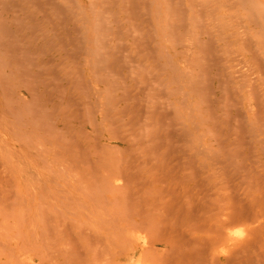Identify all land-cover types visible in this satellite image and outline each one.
Wrapping results in <instances>:
<instances>
[{
  "label": "rangeland",
  "instance_id": "374dc122",
  "mask_svg": "<svg viewBox=\"0 0 264 264\" xmlns=\"http://www.w3.org/2000/svg\"><path fill=\"white\" fill-rule=\"evenodd\" d=\"M12 1L9 3L13 6L19 3ZM25 1L22 4L29 11L27 17L21 3L15 6L16 12L7 3L6 9L13 10L6 12L0 0V18L4 17L0 28L3 34H9L5 37L11 42L4 36L3 41L0 39L4 45L3 49L0 46V71L12 76L14 70L13 77L20 73L19 81L13 78L15 94L24 93L27 107L31 104L30 110L38 109L46 118L42 121V115L28 108L33 114L29 113L30 120V115H38L37 120L48 123L38 128L33 118L36 131L30 121L37 149L43 142L45 148L40 157L36 150L28 149L27 153L29 185L38 181L44 189L41 201L46 204L43 209L47 221L44 219L43 239L48 236L56 240L53 245L54 240H44L47 252L42 264H102L100 253L110 255L104 264H149L145 248L154 264H215L213 259L216 264H264V0ZM30 1L35 4L32 8ZM10 15H14L12 19ZM15 16L20 19L15 20ZM9 17L14 25L6 20ZM7 29H12L11 34ZM21 35V43L14 46ZM3 63L11 64L10 68ZM43 126L49 132L43 133ZM47 168L55 174L48 173ZM83 189H88L86 194ZM212 198L217 199L213 203L215 211L212 204L207 205ZM203 203L210 210L205 207V211ZM199 206L203 207L201 212ZM102 209L111 211L107 214L110 216H97ZM137 210L140 212L134 215ZM213 211L220 213L215 215ZM229 211H237L234 223L229 225L237 242L234 235L230 241L222 234L217 237L219 245L215 240L212 246L210 241V248H206L215 223L232 217ZM195 213L201 217L198 226L202 231L195 226L199 219ZM209 214L215 215L213 220ZM202 215L208 216L206 222ZM109 217L118 219V229L115 223L109 224ZM141 217L142 222L138 221ZM119 223L124 228L120 229ZM135 223L141 224V230ZM149 223H155L156 233L149 229ZM177 228L179 239L173 233ZM126 229L133 231L127 234L125 243L117 235H123ZM147 229L151 230L149 236ZM53 231H57L58 239ZM100 232L105 236L95 239ZM152 234L156 235L154 242ZM161 235L166 241L168 235V241L164 242ZM191 241L203 245L192 247ZM94 246L104 253L100 250L96 255ZM166 250L174 255L170 257ZM143 254L144 262H140Z\"/></svg>",
  "mask_w": 264,
  "mask_h": 264
},
{
  "label": "bare ground",
  "instance_id": "6f19581e",
  "mask_svg": "<svg viewBox=\"0 0 264 264\" xmlns=\"http://www.w3.org/2000/svg\"><path fill=\"white\" fill-rule=\"evenodd\" d=\"M11 1V0H10ZM10 1H5L6 3H4L3 2V0H2V5H3V8H5L6 9V7H14V9H15V6H18V4L19 3H21L22 4V1L21 0H19V3H17V5L15 4V3H13V1H12V4H15V6H13V5H10ZM26 1H28V0H26ZM25 1V3H28V2H26ZM16 2V1H15ZM7 3H9V5L7 4ZM30 3H31V1H30ZM56 3V2H55ZM1 4H0V6H1ZM4 5H8V6H4ZM20 5V4H19ZM23 5L24 4H22V6L21 7H23ZM30 5V4H29ZM35 4H34V2H33V5H32V3H31V8H32V6H34ZM54 6H55V4H54ZM8 7V8H9ZM19 7V6H18ZM20 7V8H21ZM28 7V6H27ZM56 7V6H55ZM1 8H2V6H1ZM19 8V10H21ZM36 8V7H35ZM35 8H34V10H35ZM39 8V7H38ZM54 8V7H53ZM12 9V8H11ZM11 9H9V10H11ZM17 10H18V8H16ZM16 9H15V12H16ZM23 9L25 10V12H26V8L25 7H23ZM55 9V8H54ZM7 11L6 12H8L9 10L8 9H6ZM13 10V9H12ZM51 10H53V9H51ZM1 11H3V9H1ZM39 11H41V10H39ZM5 12V11H4ZM3 12V13H4ZM13 13H14V11H12ZM11 12V13H12ZM19 12H23V11H19ZM19 12H17V13H19ZM36 12V11H35ZM16 13V14H17ZM27 13H29V11L27 10V12L24 14L26 17H27ZM9 14H10V12H9ZM15 14V15H16ZM6 15V14H5ZM24 15H23V17H24ZM30 15H32V14H29V16ZM0 16H1V14H0ZM11 16H14V15H10V17ZM32 16H34V15H32ZM32 16H30V17H32ZM10 17L9 18H5L7 21H9L10 20ZM16 17V16H15ZM14 17V18H15ZM21 17V16H20ZM4 18V17H3ZM2 17L0 18V19H3ZM13 18V19H14ZM17 18H19V17H16L15 18V20H18ZM32 18H34V17H32ZM56 18V17H55ZM9 19V20H8ZM11 19H12V17H11ZM20 19V18H19ZM24 20H25V17L23 18ZM22 19V20H23ZM40 19H41V17H40ZM4 20V19H3ZM2 20V21H3ZM23 20V21H24ZM31 20V19H30ZM19 21H21V20H19ZM4 22V21H3ZM10 22V24H12L13 22H15L14 20L12 21V23H11V21H9ZM8 22V23H9ZM16 22H18V21H16ZM0 23H2L1 21H0ZM5 23V22H4ZM29 24V22H26V25H28ZM4 25V24H3ZM12 25H14V23L12 24ZM16 25V24H15ZM23 25H25V24H23ZM25 25V26H26ZM34 24H32V26H33ZM11 26V25H10ZM24 26V27H25ZM17 27H19V26H17ZM4 28L6 29V28H8V25H7V27H6V25L4 26ZM14 28H16V27H14ZM19 28H21V25H20V27ZM25 28H28L27 26L25 27ZM1 29L2 28H0V31H1ZM4 29V30H5ZM21 29H23V28H21ZM31 29H32V27H31ZM3 30V31H4ZM8 31L10 30V29H7ZM6 30V31H7ZM12 30V29H11ZM10 30V31H11ZM18 30V29H17ZM17 30L15 29V31L17 32ZM26 31H27V29H25ZM5 31V32H6ZM10 31H9V33H10ZM2 32V31H1ZM0 32V36H1V34H2V36L0 37V39H2L3 38V36H4V38H8V37H5V34L7 33H5V34H3V32L1 33ZM16 32H14V33H16ZM22 31H20V33H21ZM24 32V31H23ZM30 32H32V30L30 31ZM14 33L12 32V35H14ZM11 34V33H10ZM32 34V33H31ZM6 35H9V34H6ZM11 35V36H12ZM24 35V34H23ZM23 35H21V37L20 38H16L15 39V43L14 42H12V43H14V46L15 45H17L18 43V41H20V43H21V38L23 37ZM30 35V34H29ZM33 35V34H32ZM11 36H9V37H11ZM26 36V35H25ZM3 38V39H4ZM11 38H13V37H11ZM3 39H2V41H3ZM19 39V40H18ZM24 39H25V37H24ZM8 41H9V38H8ZM13 41H14V39H13ZM10 42V41H9ZM7 43L9 46H10V43ZM26 42V41H25ZM0 43L2 44V42H1V40H0ZM3 43H5L6 44V42H3ZM17 43V44H16ZM19 43V44H20ZM1 44H0V46H1ZM6 44V47L8 46ZM24 46H25V44H23ZM4 46V45H3ZM3 46H1L2 47V49H3ZM11 46H13L12 44H11ZM19 46H21V45H19ZM0 47V48H1ZM13 48V47H12ZM15 48V47H14ZM16 49H17V47H16ZM21 49V48H20ZM22 49H23V46H22ZM27 49V48H26ZM24 50V49H23ZM15 51V50H14ZM17 51V50H16ZM26 51V50H25ZM24 51V52H25ZM29 51V50H28ZM4 53H5V51H4ZM2 55V54H1ZM5 55V54H4ZM7 55H8V53H7ZM1 57V56H0ZM7 58V60H8V57H6ZM3 61V58H1L0 59V62H2ZM7 60H6V64L7 63H9V62H7ZM10 61V60H9ZM2 64V63H1ZM0 64V65H1ZM11 64H12V62H11ZM10 64V65H11ZM3 65H4V63H3ZM9 65V66H10ZM7 66V68L9 67L8 65H6ZM5 65H4V67H6ZM0 67H2V65L0 66ZM3 67V68H4ZM10 68V67H9ZM8 68V69H9ZM7 69V70H8ZM1 70V69H0ZM17 70V69H16ZM21 70H22V68H21ZM14 71V70H13ZM13 71H12V76L11 75H9L8 73H4V72H2L1 73V71H0V263L1 264H42L43 263V258H45V256L43 257V255H44V252H45V255H46V252H47V250L45 249V246L43 245V242H44V240L47 242V241H49V243H50V241H52V240H54V239H49L48 238V236H47V239H43V236L45 235V232H44V229L43 228H45L46 226L44 225V219H45V213H44V209H43V206H45L44 205V200H42L41 201V199H42V194H43V192H44V189L42 188V186H41V184H38V181H37V185H32V186H30L29 185V173H28V162H27V153H28V149H32V150H36V151H38V153H39V157L41 156V154H42V152H43V150H44V148H45V146H44V148H43V145H44V142H43V145H41L42 146V148H43V150H42V148H40V149H37V143L34 141V138H33V136H32V131L33 130H36L35 128H36V126H35V124H37V126L39 125L40 126V124L42 125V123H43V125H45V124H48V123H44V122H42V121H46V118L44 117V115L43 114H41L40 112H38V111H36V110H38V109H34V108H32V109H34L35 110V112H36V114H37V112H38V114L39 115H42L41 116V118L42 117H44L43 119L44 120H42V121H39L40 120V117H33L32 115V113H33V111L32 110H30L31 108H29V106L31 105V104H29V106L27 107V99H26V96H25V94L23 93V94H15V92H14V90H16V89H14L13 90V85H14V79L16 78V80H17V78L19 79L20 78V76H19V74H17V76L16 77H13L14 75V73H13ZM8 72V71H7ZM21 72V71H20ZM28 72V71H27ZM11 74V73H10ZM15 74H16V72H15ZM24 74V73H23ZM19 76V77H18ZM14 78V79H13ZM20 80V79H19ZM19 80H17V81H19ZM24 81H25V79H24ZM22 82H23V80H22ZM17 83V82H16ZM19 83V82H18ZM24 83V82H23ZM21 85V84H20ZM24 85H25V83H24ZM26 85H27V87L26 86H24V88L26 89H28V91L30 90L29 88V86H28V84L26 83ZM17 87V86H16ZM15 87V88H16ZM17 89H19V88H17ZM28 93V92H27ZM31 97V96H30ZM30 100H31V98H29ZM38 108H39V106H37ZM28 108H29V111H31V112H28ZM29 113H31L32 115H30L31 116V120H34L33 118H35V120H37L38 118H39V120H37V121H39L38 123H37V121H36V123L33 121H31L30 120V118H29ZM36 114H34V116L36 115ZM30 121L33 123L32 125H34V129L33 128H31V126H30ZM35 123V124H34ZM39 126H38V128H39ZM48 127V126H47ZM37 128V129H38ZM40 128H44V126L43 127H40ZM31 129H33V130H31ZM47 129H49V127L47 128ZM51 129H53L54 130V128L53 127H51ZM39 130H41V129H39ZM44 130V129H43ZM42 130V131H43ZM52 130V131H53ZM37 131V130H36ZM44 131H46V129L44 130ZM51 131V130H50ZM47 132H49V131H46V132H43V133H47ZM34 135V134H33ZM57 136V135H56ZM40 137V136H39ZM53 138V137H52ZM36 140V139H35ZM39 140V139H38ZM52 140V139H51ZM54 140V139H53ZM58 143V142H57ZM56 144V143H55ZM35 145V146H34ZM40 146V145H39ZM57 146H59V143H58V145ZM55 147V146H54ZM52 148V147H51ZM47 149V148H46ZM45 149V150H46ZM48 150V149H47ZM35 151V152H36ZM54 153V152H53ZM57 153H58V151H57ZM36 154H37V152H36ZM43 155H44V153H43ZM51 156V158H52V153L50 154ZM54 155H55V153H54ZM38 159H40V158H38ZM53 159H55L54 157H53ZM57 160H58V158H57ZM40 161V160H39ZM43 161V160H42ZM41 162V161H40ZM48 163V162H47ZM43 164H44V161H43ZM43 164L41 165V166H43ZM40 166V167H41ZM50 165H48V167H49ZM35 167V166H34ZM46 167H47V165H46ZM42 169V168H41ZM45 169V168H44ZM48 169V171L47 170H45V171H47L48 173H49V170L51 169H49V168H47ZM56 169H57V166H56ZM43 170V169H42ZM52 172V170H50V173ZM54 172V171H53ZM52 172V174H55V172L53 173ZM56 172H57V170H56ZM61 172V171H60ZM57 175V174H56ZM32 176V175H31ZM36 176V175H35ZM78 176V175H77ZM58 177V176H57ZM35 178V177H34ZM75 178H77L76 176H75ZM83 178V177H82ZM27 180H28V183H27ZM39 180H40V175H39ZM48 180V179H47ZM55 180V179H54ZM35 182H36V178H35ZM84 182V181H83ZM62 183L63 182H61V185H62ZM76 183H78V182H76ZM55 184H57V183H55ZM74 184V183H73ZM87 184V183H86ZM61 185H60V187H61ZM115 185V184H114ZM58 186H59V184H58ZM82 186L84 187V186H86V185H83L82 184ZM86 188H87V186H86ZM90 189L89 190H91V187H89ZM46 189V188H45ZM93 189V191H94V188H92ZM78 190V189H77ZM80 190V189H79ZM85 190V194H86V191L88 190H86V189H83V191ZM46 191V190H45ZM57 191V190H56ZM60 191V190H59ZM58 191V192H59ZM82 191V190H81ZM80 191V192H81ZM107 191L108 192H110L108 189H107ZM106 190H104V192H107ZM49 192V191H48ZM62 192V191H61ZM65 192V191H64ZM90 192V191H89ZM97 192V191H96ZM45 193H47V191L45 192ZM52 193V192H51ZM54 193V192H53ZM60 193V192H59ZM66 193V192H65ZM93 193V192H92ZM97 193H99V190H98V192ZM62 194V193H61ZM67 194V193H66ZM94 194V193H93ZM93 194H91V195H93ZM206 194V193H205ZM100 195V194H99ZM204 195V194H203ZM209 195V197H210V194H208ZM58 196H59V194H58ZM70 196V195H69ZM101 196V195H100ZM200 196V195H199ZM51 197H53V195H51ZM50 197V199L51 200H54L55 198H51ZM60 197H62V198H64V196H60ZM65 197H67V195L65 196ZM72 197V196H71ZM102 197H103V194H102ZM205 197V196H204ZM208 197V200L210 199ZM105 198V197H104ZM116 198H117V196H116ZM205 198H207V194H206V197ZM217 198V197H216ZM65 199V198H64ZM68 199V198H67ZM96 199V198H95ZM66 200V199H65ZM70 200H72V199H69V201ZM113 200V199H112ZM199 200V199H198ZM197 200V201H198ZM206 200V199H205ZM212 200V202H210V201H208L207 203V205L209 206V204H212V208H213V210L215 211V209H214V207H213V203H215L214 201H216L217 202V199H211ZM55 201V200H54ZM94 201V200H93ZM58 202H60V204H63V203H61V201H58ZM113 202V201H112ZM119 202V201H118ZM189 202H191V201H189ZM66 203H67V201H66ZM69 203V202H68ZM67 203V204H68ZM124 203V202H123ZM195 203V202H194ZM218 203H219V201H218ZM217 203V204H218ZM108 204H110L109 202H108ZM113 204H115L116 206H117V204H116V202H115V200H114V202H113ZM186 204V203H185ZM185 204H184V206H185ZM199 204V203H198ZM252 204V203H251ZM64 206H65V204H63ZM62 205V206H63ZM95 205V204H94ZM104 205V204H103ZM119 205V204H118ZM126 205V204H125ZM191 205H192V203H191ZM195 205H196V203H195ZM219 205H221V204H219ZM122 204H121V208H122ZM193 207H194V204L192 205ZM203 206H204V208L203 207H200L199 206V208H200V212H201V208H203L205 211H206V209H205V207L207 208V210L209 209L207 206H205V203H203ZM211 206V205H210ZM118 207V206H117ZM141 207V206H140ZM181 207V206H180ZM189 207H190V205H189ZM189 207H188V209H189ZM193 207H190L191 209H189V211H191L192 209H193ZM81 208H83V206L81 207ZM93 208H97L96 206H93ZM92 208V209H93ZM112 208V207H111ZM126 208L128 209L129 208V206H127L126 205ZM142 208H143V206H142ZM231 208V207H230ZM84 209L86 210V208L84 207ZM124 209V208H123ZM140 209V208H139ZM144 209H147V207L146 208H144ZM150 209V211H152L151 210V208H149ZM184 209H185V207H184ZM187 209V210H188ZM196 209H197V207H196ZM202 209V210H203ZM119 210L120 209H118V213H119ZM133 210H134V208H133ZM136 210V209H135ZM180 210V209H179ZM186 210V209H185ZM210 210V209H209ZM231 210V209H230ZM76 211V210H75ZM94 211V210H93ZM129 211H131V207H130V210ZM142 211V214L145 216V214H146V211L145 210H141ZM149 211V210H148ZM198 211V210H197ZM213 211V212H214ZM231 211H234V209L232 208V210ZM231 211H229V213H231ZM86 212H88V211H86ZM110 213H111V211H109ZM108 210L107 209H102V211L101 210H99V211H97V216H100V218L101 219H103V217L105 216V215H107L108 213ZM126 212H127V210H126ZM137 212H140V210L138 211H136V213H134L133 212V214L134 215H136L137 214ZM144 212H145V214H144ZM192 212H193V210H192ZM208 212V211H207ZM212 212V211H211ZM217 212H219L220 213V211H217ZM217 212H214V214L216 215V213ZM237 212V211H236ZM236 212H235V214H234V212L233 213H231V218H229L228 216V219H222V220H224V221H222L219 217H220V215L218 214V219H219V223L218 224H216L215 223V229H211L212 230V232L214 231V234H213V236H212V238H211V236H209V238H210V240H209V242H208V246H206V248H210L209 247V244L211 245V243H210V241L212 242V246H213V244L215 243V240H216V243L218 242V244L217 245H219V240H217V237H218V235H225L224 236V240H226L225 239V237L228 239H230V241L232 240L233 241V239H234V236L236 237V235L235 234H233L232 235V233L230 232V230H229V225H231L232 223H234V222H232V218L233 217H235L236 216ZM109 213V214H110ZM161 213V212H160ZM198 213V212H197ZM197 213H195V215L197 214ZM203 213H204V211H203ZM209 213V212H208ZM229 213H227V214H229ZM59 214L61 215V213L59 212ZM90 214V213H89ZM124 214H125V212H124ZM128 214H129V212H128ZM127 214V215H128ZM132 214V213H131ZM130 214V215H131ZM141 214V215H142ZM152 214H153V217L156 215V213L154 214V212H152ZM192 214V213H191ZM194 214V213H193ZM212 215V214H209V217L212 215V220H213V218L215 217V215ZM222 214V213H221ZM232 214H234V215H232ZM85 215V214H84ZM123 215V214H122ZM129 215V216H130ZM168 215V214H167ZM185 215L187 216V213H185ZM188 215H189V213H188ZM200 215H201V213H200ZM107 216H110V215H107ZM140 216V215H139ZM148 216V215H147ZM190 216H192V215H190ZM214 216V217H213ZM229 216H230V214H229ZM53 217H54V214H53ZM125 217H126V214H125ZM148 217H150V215L148 216ZM164 217V216H163ZM166 217H168V216H166ZM196 217H198L199 218V215L197 216L196 215ZM196 217L194 216V223L197 221L196 220ZM207 217L208 216H206V218L202 215V218H203V220L205 219H207ZM113 218V217H112ZM111 217H109L108 218V222H109V224L110 223H112V224H114L115 223V226H116V224H118V219H112ZM114 218H115V216H114ZM123 218V217H122ZM151 218V217H150ZM156 218V216L154 217V219ZM159 218H160V216H159ZM189 218V217H188ZM197 218V219H198ZM250 218H251V215H250ZM91 219V218H90ZM98 219H99V217H98ZM130 219V218H129ZM209 219V218H208ZM236 219V218H235ZM241 219V218H240ZM46 221H47V219H45ZM51 220V219H50ZM120 220V219H119ZM128 220V219H127ZM133 220V219H132ZM142 217H141V219H139L138 221H141L142 222ZM147 220V219H146ZM152 220H153V218H152ZM191 220L193 221V217H191ZM201 220V217L198 219V223H196L195 224V226H196V228H199V226H198V224H199V221ZM204 220V221H205ZM217 220V219H216ZM237 220V219H236ZM49 221V220H48ZM101 221V220H100ZM135 221V220H134ZM159 221V220H158ZM157 221V223L159 224V222ZM185 221H187V220H184V222ZM192 221H190L189 223L191 224L192 223ZM202 221V220H201ZM235 221V220H234ZM77 223L76 224H78L79 225V221H76ZM105 222V221H104ZM149 222H150V220H149ZM182 223H184L183 221H181ZM206 222V221H205ZM58 223V222H57ZM127 223H129L130 224V221H127ZM133 224H134V222H132ZM157 223H156V225H157ZM188 223V222H187ZM201 223V222H200ZM231 223V224H230ZM45 224H47V223H45ZM101 224V223H100ZM120 224V223H119ZM128 224V225H129ZM136 225V228H137V230H141V224H139L138 223V225H140V226H137V223H135ZM174 223H172V225H173ZM189 224V225H190ZM193 224V223H192ZM191 224V225H192ZM206 224V223H205ZM213 224H214V221H213ZM53 225H55V223L53 224ZM59 225V224H58ZM77 225V226H78ZM81 225V224H80ZM111 225V224H110ZM132 225V224H131ZM165 225V224H164ZM167 225V224H166ZM169 225V224H168ZM167 225V226H168ZM171 225V224H170ZM181 225V224H180ZM180 225H177V226H180ZM190 225V226H191ZM200 225V224H199ZM115 226L113 227L114 229H116L115 228ZM120 226V229H122V228H124V225H123V223L122 224H120L119 225ZM148 226H150L149 227V229H155L154 227H155V223H154V225L153 226H151L150 225V223L148 224ZM158 226V225H157ZM159 226H160V224H159ZM159 226H158V228H159ZM183 226H187L188 227V224H186V222H185V225H183ZM194 226V227H195ZM201 226V225H200ZM211 226H213V225H211ZM76 227V226H75ZM109 227H111V226H109ZM117 227V226H116ZM152 227V228H151ZM165 227V226H164ZM173 227V226H172ZM174 227H175V229H176V224L174 225ZM174 227H173V229H171V230H175L174 229ZM186 227V228H187ZM193 227V225L191 226V228ZM54 228V227H53ZM60 227H57V229H59ZM80 229H81V227H79ZM127 228H128V226H127ZM135 228V227H134ZM170 228H171V226H170ZM179 228V227H178ZM178 228H177V231H173V233H177L178 234ZM208 228V227H207ZM207 228H205V229H207ZM211 228V227H210ZM213 228V227H212ZM107 229V228H106ZM112 229V228H111ZM117 229H118V227H117ZM116 229V230H117ZM149 229H147V231L149 230ZM189 229V228H188ZM201 229V230H200ZM45 230H46V228H45ZM54 230H55V228H54ZM82 230H85V229H83L82 228ZM89 230V229H88ZM113 230V229H112ZM145 230V232H146V229H144ZM169 230V232H171V230L170 229H168ZM168 230H165L164 232H168ZM196 229H194V230H191V231H189V232H192V231H195ZM199 230L200 231H202V228L200 227L199 228ZM210 229L208 230L207 229V231H211ZM47 231H48V228H47ZM57 231H59V230H57ZM57 231H53L54 232V234H55V232H57ZM86 231H87V229H86ZM85 231V232H86ZM111 231V230H110ZM124 231V230H123ZM133 231V230H132ZM132 231H129L128 229H126V233H124L123 235H122V233L120 234V233H118V235H117V237H118V240L120 241V239H123V240H125V243H126V241H127V237H128V235L127 234H129V235H132V233H129V232H132ZM153 231H155V233H156V230H153ZM187 231V230H186ZM53 232H51V233H53ZM78 232V231H77ZM76 232V233H77ZM84 232V233H85ZM88 232V231H87ZM87 232H86V234H84V235H87L88 236V234H87ZM122 232V231H121ZM142 232V231H141ZM166 232V233H167ZM184 232V231H183ZM48 233H49V236L51 235V238H54V236L52 235V234H50V231H48ZM90 233V232H89ZM139 233V235H141L140 234V232H138ZM147 233V232H146ZM150 233H151V230H149V233L147 234L148 236L150 235ZM154 233V234H155ZM163 233V232H162ZM166 233H165V235H166ZM182 233V232H181ZM221 233V234H220ZM44 234V235H43ZM81 234H83V232L81 233ZM99 235L98 236H94L95 237V239H100V237H102V236H105V233H98ZM104 234V235H103ZM111 234H113V233H111ZM110 234V235H111ZM154 234H152L153 235V242H154V238H156V235H154ZM78 235H79V232H78ZM96 235V234H95ZM138 235V236H139ZM159 235V234H158ZM169 236L171 235V234H168ZM168 235H167V241H168ZM59 236V235H58ZM114 236H116V235H114ZM143 236H144V234H143ZM142 236V237H143ZM162 237H163V235H161ZM176 236H178V239H179V234L178 235H176ZM192 236V235H191ZM80 237V236H79ZM81 237H83V236H81ZM117 237H115L116 239H117ZM171 237H172V235H171ZM222 237V236H221ZM55 238H57L56 237V234H55ZM84 238H85V236H84ZM107 238H108V236H107ZM112 238V237H111ZM130 238V237H129ZM132 238V237H131ZM131 238H130V240H131ZM139 238V237H138ZM144 238V237H143ZM148 239H149V237H147ZM158 238V237H157ZM173 238H174V235H173ZM177 237H175V239H176ZM184 238H186V237H184ZM184 238H183V242H184ZM195 238V237H194ZM208 238V239H209ZM49 239V240H48ZM58 239V238H57ZM140 239H141V237H140ZM147 239V240H148ZM160 239H161V237H160ZM159 239V240H160ZM163 239H165V241L164 242H167L166 241V238H165V236L163 237ZM174 239V240H175ZM177 239V241H179ZM212 239V240H211ZM220 239V238H219ZM236 239V242H237V237L235 238ZM60 240H62V239H60ZM81 240H83V239H81ZM141 240H143V239H141ZM150 240H151V238H150ZM150 240H149V242H150ZM173 240V241H174ZM63 241H64V239H63ZM107 241V240H106ZM118 241V242H119ZM131 241H133V240H131ZM158 241V240H157ZM162 241V240H161ZM181 241H182V239H181ZM190 241V240H189ZM195 241V240H194ZM205 241V240H204ZM46 242H44L45 243V245H46ZM53 242H56V240H54V241H52L51 243H52V245L54 244ZM60 242V241H59ZM113 242V241H112ZM144 242V241H143ZM160 242V241H159ZM192 242V244H193V241H191ZM191 242H190V244H191ZM207 242V241H206ZM206 242L204 243V245L206 244ZM222 242H223V240H222ZM245 242V241H244ZM123 243V242H122ZM145 243V242H144ZM143 243V244H144ZM170 243V244H169ZM168 244L169 245H171V243L174 245L175 243H173V242H169ZM188 243V242H187ZM187 243H185V244H187ZM199 242H197V243H195L194 242V244L192 245V247L194 246V245H196V244H198ZM56 244V243H55ZM112 244V243H111ZM176 244H179V243H177L176 242ZM181 244V243H180ZM184 244V245H185ZM200 245L202 244L203 245V243H199ZM51 245V244H50ZM49 245V246H50ZM86 245H88V244H86ZM128 245V244H127ZM149 245H150V243H149ZM148 245V246H149ZM183 245V244H182ZM216 245V244H215ZM220 245H221V239H220ZM239 245V247H240V244H238ZM47 246H48V244H47ZM49 246L47 247V248H49ZM121 246V245H120ZM122 246H123V244H122ZM181 246V245H180ZM180 246H178V249L180 250V252H181V248H180ZM51 247V246H50ZM90 247V246H89ZM88 246H87V249L89 248ZM98 247V246H97ZM175 247H177L176 245H175ZM175 247H174V249H175ZM201 247H203V246H201ZM220 247V246H219ZM80 248V247H79ZM91 248V247H90ZM89 248V249H90ZM94 248H95V246H94ZM172 248H173V246H172ZM183 248H185V246H183ZM187 248H190V247H187ZM196 248V247H195ZM198 248V250H199V247H197ZM196 248V249H197ZM203 248H205V247H203ZM203 248H201V249H203ZM205 248V249H206ZM244 248V247H243ZM74 249V248H73ZM148 249V248H147ZM153 249V248H152ZM168 249H170L171 250V247H168ZM194 249V248H193ZM219 249V248H218ZM69 250V249H68ZM71 250H72V248H71ZM92 250V249H91ZM95 250H97L98 252H96V255L97 254H99V251L101 250V248L100 247H98V249H96L95 248ZM144 250V249H143ZM154 250H155V247H154ZM170 250L168 251V250H166V253H170V257H172L174 254H171V252H170ZM178 250V251H179ZM192 250V249H191ZM191 250H190V252H191ZM216 250V249H215ZM223 250V249H222ZM230 250V249H229ZM228 250V251H229ZM82 251V250H81ZM102 251V250H101ZM122 250H120V252H121ZM162 251V250H161ZM168 251V252H167ZM176 251H177V249H176ZM195 251H197V250H195ZM219 251H221V250H219ZM225 251V249L222 251V252H224ZM112 252V251H111ZM119 252V253H120ZM148 252H150V251H148V250H146V248H145V254L146 255H148V257H149V262L152 264H154V258L152 259V256L150 255V254H148ZM153 252V251H152ZM189 252V251H188ZM189 252V253H190ZM205 252V251H204ZM231 252V251H230ZM69 253V252H68ZM102 253H104L103 251H102ZM107 253V252H106ZM114 253H116V252H114ZM143 253H144V251H143ZM166 253H164V254H166ZM173 253H174V251H173ZM176 253V252H175ZM185 253V252H184ZM203 253V252H202ZM206 254H208L207 252H205ZM214 253H216V252H214ZM220 253V252H219ZM235 253H236V250H235ZM83 254H84V252H83ZM93 250H92V255L91 256H93ZM141 254H142V252H141ZM163 254V255H164ZM183 254V253H182ZM186 254V253H185ZM231 254H233V251H232V253H230L229 255H231ZM69 255V254H68ZM100 255H102V257L104 258V260L105 261H107L106 259H105V257L108 255H106L105 254V257H104V255L103 254H99L98 255V257H100ZM139 255V254H138ZM168 254H166V256H167ZM177 255V254H176ZM175 255V256H176ZM187 255H188V253H187ZM194 255V254H193ZM196 255V254H195ZM197 255H199V253L197 252ZM235 255V254H234ZM233 255V256H234ZM67 256V255H66ZM73 256V255H72ZM85 256V255H84ZM83 256V257H84ZM109 257H110V255H108ZM107 256V257H108ZM204 256V255H203ZM216 256V255H215ZM233 256H231V258H233ZM97 257V258H98ZM143 257V258H142ZM146 257V256H145ZM154 257H157V259H156V262L158 263V259H159V256H157V254L155 253V255H154ZM168 257H169V255H168ZM167 257V258H168ZM178 256H176V258H177ZM227 257H229V256H227ZM71 258V257H70ZM74 258H75V256H74ZM97 258H95L96 260H98ZM136 259H137V257H135ZM150 258L153 260V261H150ZM162 258H166L165 256L164 257H161V262H163V260H162ZM182 258V257H181ZM191 259L189 256L187 257V259ZM217 258V257H216ZM69 258H67V260H68ZM95 259H93V260H95ZM102 259V258H101ZM142 259H144V254L143 255H141V260H140V262L142 261ZM173 259H174V257H173ZM183 259V258H182ZM184 259H186V258H184ZM207 259L208 258H206V259H204L205 261H207ZM210 259V258H209ZM224 259H226V258H224ZM230 259V258H229ZM234 259H235V257H234ZM233 259V260H234ZM71 260H72V258H71ZM75 260V259H74ZM103 260V261H104ZM160 260V259H159ZM171 260V259H170ZM196 260V259H195ZM194 259H193V262L195 261ZM203 260V261H204ZM227 261H229V262H231V260H228V259H226ZM232 260V261H233ZM90 261V260H89ZM88 261V262H89ZM103 261H100L99 263H102V264H104V262ZM168 261H169V259H168ZM173 261H177V259L176 260H173ZM184 261V260H183ZM192 261V260H191ZM196 261H199V260H196ZM201 261H202V258H201ZM213 261V263L215 262V264H216V260H212ZM68 262V261H67ZM80 262H82V260L80 261ZM86 262V261H85ZM84 262V263H85ZM95 262V261H94ZM114 262V261H113ZM142 262H144V261H142ZM181 262V259H180V257H179V263ZM192 262V263H193ZM75 263V262H74ZM138 263V262H137ZM149 263V264H150ZM164 263H165V260H164ZM168 263V262H167ZM188 262L186 261V264H187ZM196 262H194V264H195ZM203 263V262H202ZM205 263V262H204ZM233 263V262H232ZM71 264V263H70ZM73 264V263H72ZM80 264V263H79ZM95 264V263H94ZM96 264H97V261H96ZM163 264V263H162ZM166 264V263H165ZM169 264H171V262H169ZM174 264V263H173ZM175 264H176V262H175ZM182 264H184V262L182 263ZM189 264V263H188ZM196 264H198V263H196ZM199 264H201V262L199 263ZM206 264V263H205ZM208 264V263H207ZM209 264H210V261H209ZM212 264V263H211ZM219 264V263H218ZM221 264V263H220Z\"/></svg>",
  "mask_w": 264,
  "mask_h": 264
}]
</instances>
